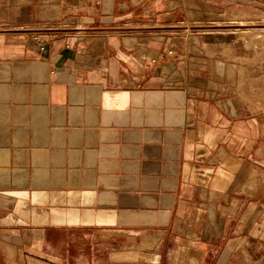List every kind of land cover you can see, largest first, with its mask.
<instances>
[{
	"label": "crops",
	"instance_id": "0c3cea01",
	"mask_svg": "<svg viewBox=\"0 0 264 264\" xmlns=\"http://www.w3.org/2000/svg\"><path fill=\"white\" fill-rule=\"evenodd\" d=\"M222 10L264 0H0V264H264Z\"/></svg>",
	"mask_w": 264,
	"mask_h": 264
},
{
	"label": "rangeland",
	"instance_id": "374dc122",
	"mask_svg": "<svg viewBox=\"0 0 264 264\" xmlns=\"http://www.w3.org/2000/svg\"><path fill=\"white\" fill-rule=\"evenodd\" d=\"M245 14L222 10L214 21H210L216 27L207 32H216L220 42L226 44L225 49L231 54L224 58L242 64L236 69L241 92L253 89L257 94L255 99H261L257 103L264 105V14Z\"/></svg>",
	"mask_w": 264,
	"mask_h": 264
},
{
	"label": "built area",
	"instance_id": "2783aa9c",
	"mask_svg": "<svg viewBox=\"0 0 264 264\" xmlns=\"http://www.w3.org/2000/svg\"><path fill=\"white\" fill-rule=\"evenodd\" d=\"M169 55H172V52H171V51L169 52ZM152 61H153V62H156V60H152Z\"/></svg>",
	"mask_w": 264,
	"mask_h": 264
}]
</instances>
